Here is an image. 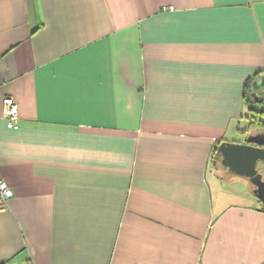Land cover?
<instances>
[{
	"label": "crops",
	"instance_id": "crops-1",
	"mask_svg": "<svg viewBox=\"0 0 264 264\" xmlns=\"http://www.w3.org/2000/svg\"><path fill=\"white\" fill-rule=\"evenodd\" d=\"M256 73L264 0H0V264H264L213 154Z\"/></svg>",
	"mask_w": 264,
	"mask_h": 264
},
{
	"label": "water",
	"instance_id": "water-1",
	"mask_svg": "<svg viewBox=\"0 0 264 264\" xmlns=\"http://www.w3.org/2000/svg\"><path fill=\"white\" fill-rule=\"evenodd\" d=\"M264 92V74L250 84V97ZM246 143L222 142L215 149L220 165L233 175L244 177L253 186V193L264 205V131L249 134ZM261 163L260 169L257 164Z\"/></svg>",
	"mask_w": 264,
	"mask_h": 264
},
{
	"label": "trees",
	"instance_id": "trees-1",
	"mask_svg": "<svg viewBox=\"0 0 264 264\" xmlns=\"http://www.w3.org/2000/svg\"><path fill=\"white\" fill-rule=\"evenodd\" d=\"M260 75L256 73L255 75L248 77L243 84V105L246 108L245 118V129L242 131V136L248 132L258 130L264 131V92L257 94V99L250 97V84L253 80L257 79ZM215 156V149L213 151ZM6 183V182H5ZM6 205V204H5Z\"/></svg>",
	"mask_w": 264,
	"mask_h": 264
},
{
	"label": "rangeland",
	"instance_id": "rangeland-1",
	"mask_svg": "<svg viewBox=\"0 0 264 264\" xmlns=\"http://www.w3.org/2000/svg\"><path fill=\"white\" fill-rule=\"evenodd\" d=\"M236 130H237V128H236V126H234L233 129H232V131H231L230 137H228L231 140L230 143H240V142L244 143L245 140H244L242 134H239L238 131H236ZM259 130L260 129L254 130V131H251V132H253V134L262 132V131L259 132ZM216 161H217V163H215V164L220 167L221 165L219 163V159L216 160ZM261 163L262 162H260V163L257 164V168H260ZM228 173L231 174L230 172H228ZM224 175L227 178L225 180V182H227L226 185L228 184L229 186L226 189V193H225L223 199L226 202L230 203V204L231 203H238V198L240 197V192L241 191L243 192L245 190V187H251V188L253 187L251 185V183L248 180H246V178H244V177L238 178L240 176L233 175V176H231L232 179H233L232 180V179H229L230 178V175H226V174H224ZM228 190H231V191H228ZM257 203L259 205H261V203H259V201H257Z\"/></svg>",
	"mask_w": 264,
	"mask_h": 264
},
{
	"label": "built area",
	"instance_id": "built-area-1",
	"mask_svg": "<svg viewBox=\"0 0 264 264\" xmlns=\"http://www.w3.org/2000/svg\"><path fill=\"white\" fill-rule=\"evenodd\" d=\"M2 117L5 120L8 129H18L19 127V113L15 101L10 96H4L2 99ZM13 196V191L5 183L0 180V209L5 207L6 201Z\"/></svg>",
	"mask_w": 264,
	"mask_h": 264
},
{
	"label": "flooded vegetation",
	"instance_id": "flooded-vegetation-1",
	"mask_svg": "<svg viewBox=\"0 0 264 264\" xmlns=\"http://www.w3.org/2000/svg\"><path fill=\"white\" fill-rule=\"evenodd\" d=\"M244 143H246V142H244ZM260 169V168H259Z\"/></svg>",
	"mask_w": 264,
	"mask_h": 264
}]
</instances>
